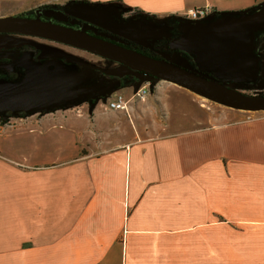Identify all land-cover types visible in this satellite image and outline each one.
Masks as SVG:
<instances>
[{
    "label": "crops",
    "instance_id": "1",
    "mask_svg": "<svg viewBox=\"0 0 264 264\" xmlns=\"http://www.w3.org/2000/svg\"><path fill=\"white\" fill-rule=\"evenodd\" d=\"M56 1L0 0V15ZM84 1L178 21L192 7L264 2ZM134 79L118 87L126 111L104 98L0 120V264L172 263L161 248L178 235L180 264H264V114L206 111L186 93L165 96L157 79L132 98L143 81ZM145 112L152 132L114 127Z\"/></svg>",
    "mask_w": 264,
    "mask_h": 264
},
{
    "label": "water",
    "instance_id": "2",
    "mask_svg": "<svg viewBox=\"0 0 264 264\" xmlns=\"http://www.w3.org/2000/svg\"><path fill=\"white\" fill-rule=\"evenodd\" d=\"M62 20L67 16L62 15ZM72 22V21H71ZM83 22L78 28L18 14L0 16V34L36 36L73 46L157 80L183 87L208 100L244 111L264 110V93H246L240 87L259 79L260 56L255 52V37L264 30V2L254 9L222 11L207 20L178 22L180 34L169 42L171 49L189 55L195 65L185 66L166 57L143 53L117 41L118 37ZM117 40V41H116ZM24 67L18 78H0V114H33L69 107L105 97L120 87L88 66L70 67L60 58L35 60L31 51L13 57ZM97 81L87 84L92 78ZM108 81L105 85L103 82Z\"/></svg>",
    "mask_w": 264,
    "mask_h": 264
},
{
    "label": "rangeland",
    "instance_id": "3",
    "mask_svg": "<svg viewBox=\"0 0 264 264\" xmlns=\"http://www.w3.org/2000/svg\"><path fill=\"white\" fill-rule=\"evenodd\" d=\"M59 1V3H58ZM60 5L67 13L80 20L90 21L93 24L106 29L113 33L116 36L122 37L129 42L135 43L138 46L143 48H147L149 50H156L161 43H165L169 41L167 34L170 30V25L173 24L175 18L173 17H155L150 15H143L137 11L129 12L128 10L123 9L117 4H104V5H94L86 3L84 0H57L55 3ZM1 16V15H0ZM80 22H78L79 24ZM19 43H27L29 45H33L35 48L43 51V56L51 57L53 55L62 56L67 61H70L71 64H76L79 66H88L93 69L99 70L102 73H106L108 75H116L120 70H125L129 72L124 66L122 67L119 63L114 61L105 59L103 57L94 55L85 50L69 46L64 43L54 42L49 40H39L36 38H29L18 35H8V34H0V45L6 44H16ZM260 55L259 52H257ZM169 57L170 60L176 61L185 66H190L189 63L183 59V57L179 54H175L169 56L167 54H163ZM158 84L162 86V92L165 93V96H172L177 99H181L184 94H188L190 98H194L198 104H200L206 111H216V110H226L228 107L208 100L204 97H201L183 87H180L174 83L158 80ZM153 83V82H152ZM154 84V83H153ZM151 84V86L153 85ZM156 84V83H155ZM151 89V87H150ZM119 89L113 90L110 94L117 93ZM239 90L244 91L246 93H264V53L263 57L260 60V70H259V79L258 82L254 85L240 87ZM152 92V91H151ZM167 94V95H166ZM181 96V97H179ZM97 101V100H96ZM95 101V102H96ZM92 103L93 101H88ZM233 109V108H231ZM244 114H250L252 116L264 114V110L262 111H244L238 110ZM158 115H160V111H157ZM106 120L109 123H113V117H107ZM155 121L153 120V114L149 112H145L143 115L136 117L132 115L130 120L128 118L123 117L120 118L118 122L114 125L116 129H127V128H137L141 132L143 131H153V128L156 126ZM158 122V121H157ZM158 128V127H157ZM227 233L225 231L221 232V239H227ZM244 240V239H241ZM164 245L161 248L162 254H164L165 258L172 257V263L165 260L162 264H180V253L182 251V246L184 240L181 237L174 236L170 239L164 240ZM227 241V240H226ZM205 244V253H209L213 248V241L211 239H206ZM187 246V244L185 245ZM221 254H229L226 243L221 242ZM215 248L217 249V243L215 242ZM205 264H210L206 262ZM212 264V263H211ZM228 264V263H222Z\"/></svg>",
    "mask_w": 264,
    "mask_h": 264
},
{
    "label": "flooded vegetation",
    "instance_id": "4",
    "mask_svg": "<svg viewBox=\"0 0 264 264\" xmlns=\"http://www.w3.org/2000/svg\"><path fill=\"white\" fill-rule=\"evenodd\" d=\"M37 12H40V17L42 19H44V20H50L52 22H59L61 24L70 25V26L75 27V28H78L83 22L86 21V20H80V19L76 18L75 16L70 15L69 13H67L58 4L39 5V6H36L34 8H31V9L25 10L23 12H20L18 15L34 17ZM64 14H65V16H67V19L62 20L61 18H62V15H64ZM219 15H220V12L217 11L216 14H214L212 16V18H210V19H213V18H215V17H217ZM78 22H80V23L78 24ZM86 22H89L90 25H91V28H90L91 30H89L90 33H93L92 29L96 28L99 31H104V32H107V33L111 34L112 36L120 38L121 40H123L124 44L126 43V44L129 45V41L128 40H126V39H124L122 37L116 36L113 33H111L110 31H108L106 29H103V28L93 24L90 21H86ZM178 22H179L178 20H175L173 22V24L170 25V30H169V32L167 34V37H168L169 41L163 43V44H166L169 49H171L169 47L170 40L180 34V31L178 29ZM74 25H77V26H74ZM8 35H18V36H24V37H29V38H36V39H39V40L44 39V38H40V37H36V36H27V35H20V34H8ZM44 40H48V39H44ZM51 41H53V40H51ZM54 42H56V41H54ZM130 43H132V42H130ZM132 44H135V43H132ZM129 47H132V46L130 45ZM157 50H158V48L156 50H152V51L157 52ZM171 50H175V49H171ZM25 51H31L32 52V57L35 60H41L42 61L45 58H49V57L43 56V51H41L40 49H37L33 45H29L27 43H19V42H17L16 44L0 45V78H18V77H20L21 75L24 74V67L20 66V65H17L15 63L13 57H15V58L20 57ZM175 51L184 53V52L179 51V50H175ZM255 52H256V46H255ZM257 52L260 53L259 56H260V60H261L262 57H263L264 49L258 48ZM257 52H256V54H257ZM184 54H186V53H184ZM187 56H189V55H187ZM51 57L60 58L62 62L66 63L70 67H73V68L74 67H81V66L76 65V64H71L70 61H67L62 56L53 55ZM126 69L129 72H126L122 68V70H120V72L118 71L116 75H108L106 73H102L99 70H96V69H93V70H94V72H98L99 75H104V76H106V77H108V78H110L112 80L119 79L120 80V86L123 83H125V82H130V81L135 80L134 76L138 75L140 78H143L142 74H144V73L138 72V71L133 70V69H128V68H126ZM147 76H149V75H147ZM128 79H129V81H126ZM96 81H97V77H94L87 84L94 83ZM103 83L105 85L109 84L108 81H105ZM112 91L108 92V94L105 97H107ZM105 97L98 98L97 100L104 99ZM91 100H95V99H91Z\"/></svg>",
    "mask_w": 264,
    "mask_h": 264
},
{
    "label": "built area",
    "instance_id": "5",
    "mask_svg": "<svg viewBox=\"0 0 264 264\" xmlns=\"http://www.w3.org/2000/svg\"><path fill=\"white\" fill-rule=\"evenodd\" d=\"M217 10L212 6H201V7H192L185 11L184 14H182L181 19L186 20H207L212 18L214 14H216ZM142 83L137 87L136 91L134 92L132 98L141 99L143 100L149 93H150V87L153 82L154 77L147 76L146 74H142ZM105 101V108L110 110H121L126 111L127 110V103L128 99L124 97L122 93H113L109 94ZM254 116L250 114H246L244 120H251Z\"/></svg>",
    "mask_w": 264,
    "mask_h": 264
},
{
    "label": "trees",
    "instance_id": "6",
    "mask_svg": "<svg viewBox=\"0 0 264 264\" xmlns=\"http://www.w3.org/2000/svg\"><path fill=\"white\" fill-rule=\"evenodd\" d=\"M42 5H48V4H42ZM74 26H77V25H74ZM117 42L118 43H121V44H123L125 46H130L131 45L133 48H135V49H137V50H139V51H141L143 53L150 54V55H153V56H156V57H166V58H169V57H167V56H165L163 54H167L169 56H172V55H175V54H180L183 57V59H185L191 66H194L195 67V65H194V63H193V61H192V59H191L190 56H187L186 54L181 53V52H178V51H175V50H171V49H169L167 47L166 44H161V46L158 47L157 52H155V51L149 50L147 48H143L141 46H138L137 44H132L130 42H129V45L126 44V43L124 44V42H122L120 40H118ZM255 44H256V52L258 51V48L264 49V31L258 32L256 34ZM126 81H129V79L126 80ZM91 101H95V100H91ZM26 114L27 113H25V112H19L18 114L13 115L11 112H7V113H4V114H0V120L2 122H4V121H6V118L7 117H10V116H23V115H26Z\"/></svg>",
    "mask_w": 264,
    "mask_h": 264
},
{
    "label": "bare ground",
    "instance_id": "7",
    "mask_svg": "<svg viewBox=\"0 0 264 264\" xmlns=\"http://www.w3.org/2000/svg\"><path fill=\"white\" fill-rule=\"evenodd\" d=\"M73 47V46H72ZM202 97V96H201Z\"/></svg>",
    "mask_w": 264,
    "mask_h": 264
}]
</instances>
